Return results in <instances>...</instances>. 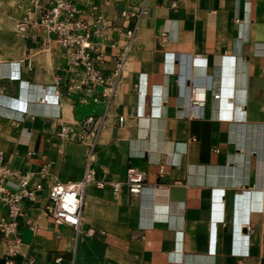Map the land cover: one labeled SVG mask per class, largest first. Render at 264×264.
Wrapping results in <instances>:
<instances>
[{"label": "crops", "instance_id": "crops-1", "mask_svg": "<svg viewBox=\"0 0 264 264\" xmlns=\"http://www.w3.org/2000/svg\"><path fill=\"white\" fill-rule=\"evenodd\" d=\"M18 1V53L0 62V148L42 187L24 201L15 255L0 232V264H264V0H146L140 17L142 0H71L89 23L92 12L107 19L91 38L105 80L88 84L41 29L16 35ZM39 86L54 88L49 104ZM90 152L97 177L124 181L137 167L147 181L117 197L89 185L75 229L46 213L49 186L80 180Z\"/></svg>", "mask_w": 264, "mask_h": 264}, {"label": "built area", "instance_id": "built-area-1", "mask_svg": "<svg viewBox=\"0 0 264 264\" xmlns=\"http://www.w3.org/2000/svg\"><path fill=\"white\" fill-rule=\"evenodd\" d=\"M19 8L23 9V14L15 20L14 31L17 36H25L30 27L41 29L51 41L67 49L68 63L81 68L85 73V78L80 84L89 82L104 81L97 68L96 58L94 56L92 36L97 32H103L107 19L103 14L92 12L95 17V23H89L87 20L77 16L79 10L71 0H19ZM147 12L146 0H142L139 8L131 15L140 17ZM124 14H128L127 11ZM98 26V27H96ZM133 29L128 31L129 37L134 35ZM130 45L128 44L125 53L118 57L117 69L113 77H108V87L105 94L110 99L116 89L118 79L124 67V60ZM191 115L201 117L205 102V90L199 86L192 88ZM94 117H89L86 126L94 121ZM60 137L69 139L72 137V128L69 125H63L59 132ZM94 156L90 152L86 160L85 171L80 180L55 181L49 187L50 202L46 206L47 214L56 219L66 221L79 229L82 223V207L84 202V192L89 185H95L100 188L110 186L114 196L117 197L124 184H126L133 194H138L147 181L146 171L137 167L128 169L124 181L117 179H107L97 177L93 167ZM17 177V182H14ZM42 187L37 184L34 188L30 185L27 174L8 166L5 161V152L0 148V201L7 208V215L0 221V232L3 238L9 244L8 255H15L19 251L21 238L18 233L19 218L24 214L23 204L26 199H32L35 191ZM73 193L77 199V207L66 205V194ZM31 264V263H30Z\"/></svg>", "mask_w": 264, "mask_h": 264}, {"label": "rangeland", "instance_id": "rangeland-1", "mask_svg": "<svg viewBox=\"0 0 264 264\" xmlns=\"http://www.w3.org/2000/svg\"><path fill=\"white\" fill-rule=\"evenodd\" d=\"M13 11L11 0H0V62L14 59L18 53L16 42L12 35V21L10 15Z\"/></svg>", "mask_w": 264, "mask_h": 264}, {"label": "bare ground", "instance_id": "bare-ground-1", "mask_svg": "<svg viewBox=\"0 0 264 264\" xmlns=\"http://www.w3.org/2000/svg\"><path fill=\"white\" fill-rule=\"evenodd\" d=\"M13 62H11V64H12ZM1 65V64H0ZM8 65V64H7ZM2 67V66H1ZM11 67V66H10ZM4 69H6V68H4ZM10 69V68H9ZM8 69V70H9ZM13 69V68H12ZM0 70H2V68L0 69ZM14 70V69H13ZM7 71V70H6ZM11 71V70H10ZM9 72V71H8ZM12 72V71H11ZM6 74V73H5ZM30 84V83H29ZM38 89H39V91H40V94H44V97H42V95H41V102L42 103H48L49 101H48V99H50V93H52L53 92V90H54V88L53 87H50V88H48V90H47V88H40V86L38 87ZM29 90H30V88H29ZM46 91H48V92H46ZM37 93V92H36ZM35 93V94H36ZM47 93V94H46ZM32 96V95H31ZM34 98V97H33ZM52 99V98H51ZM30 100V99H29ZM32 100V99H31ZM22 102V104H24L26 101H27V99L24 97L22 100H21ZM0 102L1 103H4V100H3V98L1 97V95H0ZM10 102V101H9ZM49 104V103H48ZM44 105V104H43ZM2 107H4V106H2ZM32 107H34V106H32ZM41 113V112H40ZM54 115V114H53ZM69 204V206H72L73 208H75V207H77V204H78V202H77V199H76V197L73 195V193H71V192H68L67 194H66V205H68Z\"/></svg>", "mask_w": 264, "mask_h": 264}]
</instances>
